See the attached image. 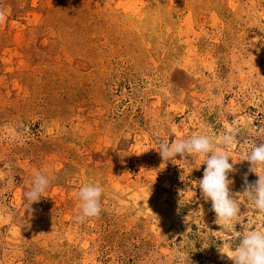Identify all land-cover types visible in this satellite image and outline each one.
<instances>
[{
    "label": "rangeland",
    "instance_id": "obj_1",
    "mask_svg": "<svg viewBox=\"0 0 264 264\" xmlns=\"http://www.w3.org/2000/svg\"><path fill=\"white\" fill-rule=\"evenodd\" d=\"M0 13V264H233L242 224L215 222L203 157L157 150L214 137L244 223L264 229L242 195L258 180L244 156L264 142V0H0ZM37 174L51 183L29 212ZM89 182L102 211L81 223Z\"/></svg>",
    "mask_w": 264,
    "mask_h": 264
},
{
    "label": "clouds",
    "instance_id": "obj_2",
    "mask_svg": "<svg viewBox=\"0 0 264 264\" xmlns=\"http://www.w3.org/2000/svg\"><path fill=\"white\" fill-rule=\"evenodd\" d=\"M5 16L0 13V23L5 22ZM236 143L234 133H228L221 138V144L225 148ZM162 161H172L179 155L181 159L190 156L203 157L206 168L203 178L198 181L200 193L206 202L210 201L212 211L216 215V223L223 226L231 225L239 220L242 224L240 232L235 231L238 238L235 247L231 249L233 264H264V229H248L244 223L240 211L239 200L234 198L229 186L233 183L229 179V173L234 171L233 161L226 150H223L215 141V138L205 134L194 135L188 139L169 142L161 141L157 150ZM232 163H229V161ZM243 161L250 164L249 172L258 176L255 184H249L247 175L244 177L243 196L250 199L258 215L264 216V142L251 145L250 151L244 156ZM164 163L161 164V166ZM51 179L49 175L37 174L31 181L32 187L26 193V199L30 201L27 209L33 211L30 205L38 203L42 194L49 188ZM104 192L103 186L96 182H89L82 186L77 193L79 201V214L75 217L77 222H84L89 218L99 217L102 211L101 198ZM239 196V195H238Z\"/></svg>",
    "mask_w": 264,
    "mask_h": 264
}]
</instances>
